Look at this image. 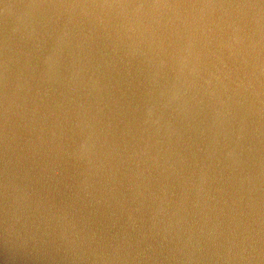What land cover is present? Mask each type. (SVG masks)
Returning <instances> with one entry per match:
<instances>
[{"label":"water","instance_id":"water-1","mask_svg":"<svg viewBox=\"0 0 264 264\" xmlns=\"http://www.w3.org/2000/svg\"><path fill=\"white\" fill-rule=\"evenodd\" d=\"M0 264H264V0H0Z\"/></svg>","mask_w":264,"mask_h":264}]
</instances>
